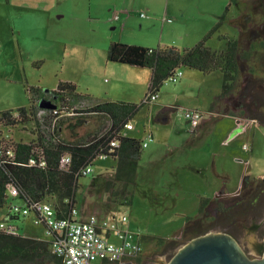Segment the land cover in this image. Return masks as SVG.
<instances>
[{
  "label": "rangeland",
  "instance_id": "1",
  "mask_svg": "<svg viewBox=\"0 0 264 264\" xmlns=\"http://www.w3.org/2000/svg\"><path fill=\"white\" fill-rule=\"evenodd\" d=\"M35 1L37 5L41 3L42 9L37 5L31 9L21 8V0H10L9 3L0 0V115L11 112L16 116L18 109L28 107L29 88L37 87L48 94L59 82H73L79 93L93 95L99 101L108 99L106 90L109 88L117 96L115 101L144 102L146 105L130 120L133 130H123V134L147 144L143 148L135 184L128 186L127 192L121 195V185L110 182L116 161L110 156L101 157L91 167L92 173L79 179L76 198L79 206L89 203L88 207L103 216H96L100 223L119 224L126 216L142 251L150 249L149 264H169L193 235L189 233L181 238V228L190 221L187 217L198 215L201 199L215 197L216 190L222 186L214 164L218 171L225 164L232 177L228 190L238 195L244 193L245 176L264 179V121H252L245 131L230 137L237 132L236 119L225 112L223 116L217 113L210 118L218 120L207 128L199 127L195 130L197 137H194L183 114L186 110L199 108L215 110L216 107L209 106L220 95L221 72L204 75L182 67L180 71L184 77L176 84H164L157 93V100L151 103L148 87L143 89L131 75L109 68L112 63L107 61L108 47L111 42H121L149 48L174 46L183 50L193 47L215 29L206 46L219 49L223 47L222 38L238 40L240 29L246 28L238 20L243 0H233L230 6V0H182L183 13L177 14L180 20L176 14L172 15L174 18L162 16L152 20V7L130 5L117 25L109 21L111 18L105 24L102 14L105 11L113 13L112 20L117 23L115 16L119 9L100 8V0H63L60 4H57L58 0ZM244 1L247 7L248 0ZM261 2L253 0V7L260 6ZM97 11H102L100 17L96 15ZM126 21L128 26L123 29L122 23L126 24ZM252 24L258 25L259 19L253 20ZM240 43L246 48L249 41L241 40ZM244 64L242 62L240 67H245ZM242 83L237 84L234 94L219 102L228 101L231 105V100L241 97L244 106L231 105L238 118L243 120L253 114L263 116L264 93L259 95L262 102H252L247 91H241ZM43 99L50 102L51 97ZM164 106L175 109L166 123L157 118L168 112L160 110ZM69 116L71 120L62 126L61 137L70 142L93 132L100 133L108 125L100 116ZM36 129L37 125L30 123L25 128L20 125L3 128V132L8 139L27 142L32 138L30 130ZM188 138L192 140L190 145ZM237 160L247 161L250 170H244ZM22 202L20 197L9 194L6 206L0 209L3 213L0 219L8 212L9 204ZM207 207L210 214L214 213L212 203L204 210ZM12 221L20 227L21 235L40 240L51 238L42 226L34 223L33 214L25 217L21 214ZM163 237H167L169 250L157 240ZM257 239L253 233L241 237V247L247 256L248 253L256 254ZM155 245L158 247H152ZM249 258L252 257L249 255Z\"/></svg>",
  "mask_w": 264,
  "mask_h": 264
},
{
  "label": "trees",
  "instance_id": "2",
  "mask_svg": "<svg viewBox=\"0 0 264 264\" xmlns=\"http://www.w3.org/2000/svg\"><path fill=\"white\" fill-rule=\"evenodd\" d=\"M214 32L215 29H211L193 47L183 50L174 46L159 45L149 48L111 42L107 61L149 69L147 95H158L161 87L169 82L170 76L182 67L197 70L204 75L219 71L223 76L222 87L220 95L212 103L214 107L221 99L234 94L237 84L240 83L241 63L249 60V55L252 54V47L243 48L238 40L228 37L222 38L223 47L219 49L207 47L206 42ZM28 93V107L18 109L16 116L11 112L0 115L2 128L19 125L25 128L30 123L38 128L36 131L30 130L32 138L27 142L14 141L6 136L0 139V209L8 202L10 187H15L17 196L23 200L22 204L16 205L22 207L30 205L32 201L46 200L54 206L57 217L67 216L72 208L77 207L78 181L84 177L82 171L87 167L91 168L102 155L110 156L116 161L110 182L121 185V195L127 192L128 186L135 184L143 143L139 139L123 135L122 132L124 125L130 123L146 105L144 102L136 104L109 98L99 101L93 95L79 93L73 82H59L48 94L37 87L29 88ZM46 96L51 97V108L40 107L42 98ZM164 109L168 111L164 116L171 110L175 111L170 107ZM70 114L75 117H104L108 125L100 133L93 132L81 140L70 142L61 137L62 126L71 120ZM165 119L166 117H162L161 120ZM113 140L118 143L116 147L110 145ZM9 151L12 155L8 154ZM65 156L70 157V163L61 167L60 161ZM31 158L37 162L44 160L45 165H30ZM202 199L198 215L211 202V198ZM125 203L129 202L126 200ZM11 205L13 203L8 205V212L0 222H11L18 228V234L0 231V264H63L62 259L52 253L50 239L40 240L19 234L20 227L12 220L21 213H10ZM29 215L22 214L24 217ZM187 218L190 220L194 217ZM157 240L159 243L165 241L163 238Z\"/></svg>",
  "mask_w": 264,
  "mask_h": 264
},
{
  "label": "flooded vegetation",
  "instance_id": "3",
  "mask_svg": "<svg viewBox=\"0 0 264 264\" xmlns=\"http://www.w3.org/2000/svg\"><path fill=\"white\" fill-rule=\"evenodd\" d=\"M261 5L253 7V0H248L247 7L245 1L239 6H244L239 13L238 20L246 26V28L240 29V35L237 38L240 41H249L247 47H252V54L249 55V60L245 62V67L241 70V81H243V89L246 90L247 96H249L254 102L259 104V97L264 93V0H261ZM253 7V8H252ZM254 9L260 12H255ZM246 10V11H245ZM254 16H257L254 18ZM259 19L258 25H253L252 21ZM250 26V27H248ZM257 26L256 28H251ZM241 36V37H240ZM241 44V43H240ZM258 44V45H256ZM262 45V46H261ZM261 46V47H258ZM260 95V96H259ZM242 98L238 100H231L233 107L244 106ZM249 104V103H248ZM247 106V105H246ZM244 107V110L246 108ZM243 110V112H244ZM264 112V111H263ZM252 117L237 118L241 121V126L237 128L236 133H241L246 130L248 124L252 121L258 123V120L264 121L262 115L253 114ZM244 121V122H243ZM235 133V134H236ZM234 134V135H235ZM232 135V136H234ZM245 169L250 170L249 166H245ZM218 193H215V197H211L214 213H209V207L207 210H203L200 215L185 222L181 228V238L185 234L190 235L195 232H200L204 228H217V230L232 235L236 241L241 245V237H245L248 233L257 235V243L254 245L256 254L252 256L248 253V257L259 258L264 255V179H251L250 176L244 177L243 194H235L228 190L225 183H222ZM252 198V199H248ZM211 205V204H210ZM199 214V213H198ZM196 234V233H195ZM262 238V239H261ZM165 242L166 250H169V244ZM168 247V248H167ZM251 258V259H252ZM149 264V262H148Z\"/></svg>",
  "mask_w": 264,
  "mask_h": 264
},
{
  "label": "built area",
  "instance_id": "4",
  "mask_svg": "<svg viewBox=\"0 0 264 264\" xmlns=\"http://www.w3.org/2000/svg\"><path fill=\"white\" fill-rule=\"evenodd\" d=\"M115 18H118V16L116 15ZM182 74V71H176L170 76L169 82L176 83L182 77ZM149 96L151 103L157 99L156 94ZM183 115L192 130L198 127L202 119L200 111L197 110H186ZM124 129H133L131 122L125 124ZM2 137L5 136L3 128L0 127V139ZM110 145L116 147L118 143L113 140ZM142 146L146 147L147 144L143 143ZM8 154L12 155V152L9 151ZM101 157L107 156L102 155ZM60 163L61 167H65L70 163V157H63ZM29 164L44 166L45 162L44 160L37 162L34 158H31ZM91 172L92 169L87 167L82 171V175L86 176ZM10 194L13 197L17 196V188L10 187ZM9 212L25 215L33 214L34 223L45 227L51 237L52 253L60 257L63 264H95L98 260L121 262L123 259L132 257L142 251L140 243L135 241V235L130 231L123 230L116 222L100 224L95 215H90L82 220L77 207L72 208L69 214L62 218L56 216L54 206L46 200L32 201L30 205H23L22 207L13 204ZM125 221H127V217H123L120 222ZM99 225L114 232L120 239L121 244L116 245L101 237L98 233ZM17 229L11 222H0V231L7 234H18Z\"/></svg>",
  "mask_w": 264,
  "mask_h": 264
},
{
  "label": "crops",
  "instance_id": "5",
  "mask_svg": "<svg viewBox=\"0 0 264 264\" xmlns=\"http://www.w3.org/2000/svg\"><path fill=\"white\" fill-rule=\"evenodd\" d=\"M62 1L63 0H58L57 1V4L62 3ZM181 1L182 0H100V4L98 6L100 8H103V9H110L109 11H111V8L119 9L118 10V13H117V15L119 14L118 15L117 23H114L113 20H112L113 13L110 12L108 14V11H105V13L102 14V20H103V22L105 24L111 18V20H109V21L111 23H113L114 25H117L118 22H121V18L123 17V15L126 12L125 10L129 9L130 5L143 4V5H145L144 7H146V6L147 7H152L151 9L153 11V16L154 17H152L150 19L157 20V19L161 18L162 16L163 17L164 16L169 17V16H172V15L175 16V14L177 15L179 13H183L184 6L182 5ZM230 1L231 2L229 4V6L232 4V0H230ZM9 2H10V0H7V3H9ZM190 2H192V0H190ZM33 5H37V1H35V0H21V4H20L21 8H24V9H31ZM157 6H158V8H157ZM37 7L39 9H42V5H41L40 2H38ZM202 7H204V6H202ZM240 8L243 9L245 7L244 6H241ZM101 12L102 11H100V12L97 11V14L96 15H98L100 17L101 16ZM177 20H180L178 18V15H177ZM127 21H126V24L125 23H122L123 29H124L125 25H127ZM174 21H175V19H174ZM168 22H170V21H168ZM163 26L165 28L166 27V24L163 23ZM202 33L204 34L205 33V30H203ZM110 66L111 67H109V68H111V70L114 71V72L117 71V70H119L122 73H126V74L131 75L133 77V79L135 80V83H140L141 88L144 87L143 89H146L148 87L149 80H150V77H149L150 76V73H149L150 70L149 69H148L149 70L148 71L146 68L131 67V66H128V65L120 64V63H112V65H110ZM118 66H121V67H118ZM183 77H184V74H182V77L181 78H183ZM180 79L176 83H178L180 81ZM240 80H241V77H240ZM108 83H110V82H108ZM113 92H114L113 89L109 90V88H108L106 90V94L108 95V98L109 99L117 100V96H115L113 94ZM157 98H158V95H157ZM211 106H212V103H211V105L209 107H211ZM165 107H169V106L160 107V110H163ZM214 107H216L215 110L210 109L211 111H208L209 108L208 109H205V110L204 109H200V108L199 109H192V110H197V111L202 112V119L200 121L201 124L199 123V126L196 129H193L192 130V128L187 123V125L191 129V133L194 135V137H197L196 134H195V130H197L199 127H200L199 129L207 128L210 123L212 124L216 120H218V119H214L213 120V119L210 118V116H212L213 114L216 115L217 113L219 115H222V113L225 112L226 113L225 115H231V116H233L236 119L237 128L239 126H241V123L242 122L239 121L237 119L238 116H236V114H234L232 112L233 109L231 110V105H230V103L228 101H224V102H221V103L219 102V103L215 104ZM170 108H172V107H170ZM171 112H174V111L171 110L168 115L164 116V114H163L161 116V117H166L165 120H162V123H166V122L169 121V119H170V116L169 115H170ZM231 113H233V114H231ZM219 119H221V118H219ZM158 121H160V120H158ZM131 130H133V129H131ZM122 134H123V132H122ZM236 134H238V133H236ZM123 135H125V134H123ZM235 135L234 136H230V137H235ZM125 136H127V135H125ZM151 137H152V135H150V138ZM190 139L191 138H188L187 139L188 140L187 141V144H189V145L191 144V141H192ZM237 161H238L239 165L242 166V168H244V170H245V166H247V161H245V160L244 161L237 160ZM214 165H215V167H214L215 170L214 171H215L216 175L219 177V179L221 180V183H225L226 185H229L231 183L232 177H231V174H230V171L228 170V168H226L225 167V164L223 163L221 165V167L223 169L221 171H218L217 170V164H214ZM217 193H218V190H216V194ZM88 204L89 203H86L83 206H79L77 204V208L79 209L80 216H81V219L82 220L86 219L90 215H96L98 217L103 218V216L98 215V213L95 212L92 207H88ZM0 215H3L2 211H0ZM123 217H126V216H123ZM113 218H114V216H113ZM3 219H4V217H3ZM108 219L109 220H112V218H108ZM128 220L129 219H127V221H125V222H120L119 225H120V227L123 230H128V231L131 232V226L128 225V223H129ZM120 221H121V219H120ZM100 224H102V223H100ZM220 232H222V231L217 230V228L216 229L213 228V227H211L210 229L209 228L208 229L207 228H204L200 232H195L196 234L194 233L190 237L191 238L190 241L193 240V239H195V238H197V237H199V236H203V235L208 234V233H220ZM98 233L100 234L101 237H103L105 239H108L109 241H111L114 244L116 243V245H120L119 243H121L120 239L117 237V235L114 232L109 231L108 229L102 227L101 225H99V227H98ZM134 237H136V236H134ZM163 239H167V237H163ZM135 241L137 242V239L136 238H135ZM166 241L167 240H165L164 242H162V244L164 245V243ZM190 241H188V242H190ZM152 247H158V245H155V246H152ZM164 247H165V245H164ZM149 250H147V251H141L140 253H138V254H136V255H134L132 257H127V258L123 259L121 262H110V261H105V260H98V261L95 262V264H148V260L150 259V257H149Z\"/></svg>",
  "mask_w": 264,
  "mask_h": 264
},
{
  "label": "water",
  "instance_id": "6",
  "mask_svg": "<svg viewBox=\"0 0 264 264\" xmlns=\"http://www.w3.org/2000/svg\"><path fill=\"white\" fill-rule=\"evenodd\" d=\"M40 107L51 108L50 102L43 99ZM169 264H264V255L251 259L232 235L208 233L188 242Z\"/></svg>",
  "mask_w": 264,
  "mask_h": 264
}]
</instances>
